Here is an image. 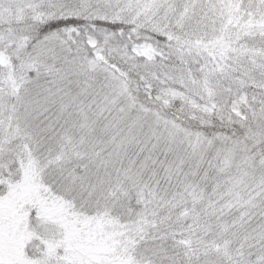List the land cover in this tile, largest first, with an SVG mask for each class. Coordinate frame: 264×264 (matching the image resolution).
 I'll return each instance as SVG.
<instances>
[{
    "label": "snow or ice",
    "instance_id": "obj_1",
    "mask_svg": "<svg viewBox=\"0 0 264 264\" xmlns=\"http://www.w3.org/2000/svg\"><path fill=\"white\" fill-rule=\"evenodd\" d=\"M0 264H264V0H0Z\"/></svg>",
    "mask_w": 264,
    "mask_h": 264
}]
</instances>
